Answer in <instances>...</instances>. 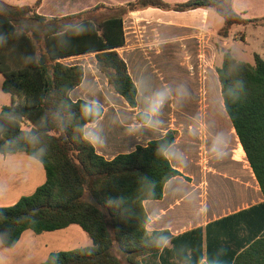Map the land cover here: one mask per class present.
<instances>
[{"label": "trees", "instance_id": "trees-1", "mask_svg": "<svg viewBox=\"0 0 264 264\" xmlns=\"http://www.w3.org/2000/svg\"><path fill=\"white\" fill-rule=\"evenodd\" d=\"M233 1L135 0L99 4L63 17L39 14L42 0L22 7L0 2L2 90L13 99L0 113V154L26 153L43 166L46 177L31 195L0 207L4 247L13 248L26 230L42 234L77 225L92 245L52 252L42 264H144L143 258L161 252L173 236L168 230L147 229L144 202L161 200L169 180L181 175L167 157L179 132L168 130L130 153L105 159L85 135L86 126L97 122L104 109L98 103L71 100L70 93L83 82L84 68L63 60L94 53L109 90L135 109L138 90L117 51L126 43L123 24L128 14L148 8L213 10L224 19L219 31L224 38L233 26L264 21L245 18ZM101 10L112 14L100 21L86 17ZM254 60V65L240 62L225 51L217 74L225 112L264 195V58L255 54ZM149 118L136 114L142 124ZM230 264H264V238Z\"/></svg>", "mask_w": 264, "mask_h": 264}, {"label": "crops", "instance_id": "crops-1", "mask_svg": "<svg viewBox=\"0 0 264 264\" xmlns=\"http://www.w3.org/2000/svg\"><path fill=\"white\" fill-rule=\"evenodd\" d=\"M132 1L135 0H91V8L99 4L124 5ZM166 1L176 3L188 0ZM238 1H233L234 9L245 18L247 7L264 8V0H244L241 10H237ZM0 2L9 5L1 0ZM44 3L45 0H42L39 14ZM66 11L57 17L67 16ZM212 11L199 8L178 12L199 16L197 20L180 22L169 17L170 12L174 11L148 8L131 12L124 19L126 43L117 51L125 60L138 90L135 109L119 95L114 94L115 98L107 96L98 82L100 78L97 73L87 70L92 64L86 67L78 63L84 57L93 56L96 64L94 53L66 59V63L81 64L84 68L83 82L70 93L71 100L98 103L104 109L97 122L86 126L85 135L96 152L105 159L112 160L120 154L130 153L138 145L145 146L149 141L163 137L168 130L179 132V138L168 149L167 157L181 175L169 180L161 200L144 202L149 217L147 229L168 230L173 238L156 256L143 258L144 264H230L255 240L264 238V195L231 121L229 120V133L233 146L226 145L224 150L214 153L215 155L200 146L196 157L179 147L184 138L185 127L176 126L170 115L165 119L160 116L162 111L170 114L169 109L162 110L166 105L162 97L171 96L173 99L171 93L174 88V79L162 74L160 70L165 61V58H160L165 53L163 45H175L172 42L177 39L180 45L193 47L207 43L216 35L219 38L217 41L225 45V39L233 34L238 35L236 29L241 26H233L227 38L220 37L219 31L223 29L224 19L221 16L222 20L219 19L217 13L218 16L214 17ZM49 16L56 17L52 14ZM261 23L258 25H262ZM130 28L134 30L137 39L135 45H128L126 31ZM240 38L245 41L244 35ZM165 54L166 59L174 58L175 55L168 50ZM3 80L0 73V113L13 102L2 90ZM187 80L190 83L191 76ZM103 82L107 86V81ZM155 95L157 100L162 101L159 105L157 100L153 101ZM146 104L153 106L146 108ZM139 112L149 115L146 124L136 119ZM226 118L229 119L228 115ZM22 154L26 153L6 156L0 154V207L13 206L21 197L34 193L46 180L43 166L27 154L42 167L25 159ZM79 228L71 225L63 230L42 234L26 230L11 249L4 247L0 240V264H42L50 253L59 252L55 248L64 240L63 233L66 231L84 236L86 246H91L92 240L80 233Z\"/></svg>", "mask_w": 264, "mask_h": 264}, {"label": "rangeland", "instance_id": "rangeland-1", "mask_svg": "<svg viewBox=\"0 0 264 264\" xmlns=\"http://www.w3.org/2000/svg\"><path fill=\"white\" fill-rule=\"evenodd\" d=\"M6 4L12 6H34L36 0H1ZM181 3V2H176ZM244 0L237 2V10H241ZM91 9V0L84 1H64V0H45L44 7L40 11L41 15L52 14L56 16L63 12L66 15L79 13ZM246 18H264V8H249L247 7ZM39 13V12H38ZM212 15L217 17L216 12L212 11ZM112 14L111 11L101 10L86 15V17L93 21H100ZM170 18L175 21L186 22L190 20H197L198 15L189 13L170 12ZM219 19L222 20L220 16ZM126 19V18H125ZM133 21V19H131ZM212 23V21H211ZM222 27L225 23L222 22ZM262 24V23H261ZM215 25V24H214ZM213 25V26H214ZM264 22L262 25H248L236 29L238 35L234 34L225 39V45L219 43L217 35L215 38H210L207 43L201 45H180L179 40L172 42L175 45H163L164 52L168 50L174 53V58L168 57L166 54L160 58H165L164 64L161 65L160 70L162 74L174 79V88L172 91L173 99L169 96L162 97L166 102L165 108L170 110V114L166 111L160 112V116L165 119L170 115L176 126L185 127V134L183 141L180 144V149L188 151L194 156L199 155L200 146H203L211 155L224 150L226 145L233 146V139L230 135L229 126L230 121L225 114L223 99L221 96V85L217 74V69L221 66L223 60V53L231 51L237 61L249 63L254 65V55L259 54L264 58ZM132 28L127 29L128 45L137 44V39ZM245 36L243 41L240 36ZM220 36V35H219ZM222 37V36H220ZM218 40V41H217ZM190 49H189V48ZM192 47V48H191ZM188 49V50H187ZM187 51V52H186ZM78 63L84 64L87 70L95 71L100 78L99 84L102 85L109 98H115L108 85L105 86L103 80L106 77L97 69L94 64L93 56H87L79 60ZM191 76L189 83L187 78ZM2 93V92H1ZM4 95V94H3ZM164 96V95H162ZM7 97V96H6ZM17 100V99H16ZM156 95L153 101H156ZM146 108H152V104H146ZM192 146V147H191ZM215 155V154H214ZM27 160L35 162L42 167L37 161L29 158L26 154H22ZM80 233L89 237L81 228ZM64 240L55 248V251H70L77 248L85 247L86 240L84 236L80 237L66 231L63 233ZM123 260V257L120 256Z\"/></svg>", "mask_w": 264, "mask_h": 264}, {"label": "clouds", "instance_id": "clouds-1", "mask_svg": "<svg viewBox=\"0 0 264 264\" xmlns=\"http://www.w3.org/2000/svg\"><path fill=\"white\" fill-rule=\"evenodd\" d=\"M239 83V87H240V89H242L243 88V82L242 81H240V82H238ZM157 105H159L160 103H162V101H160V100H157ZM155 111H156V107L154 106V108H153V113H155Z\"/></svg>", "mask_w": 264, "mask_h": 264}, {"label": "built area", "instance_id": "built-area-1", "mask_svg": "<svg viewBox=\"0 0 264 264\" xmlns=\"http://www.w3.org/2000/svg\"><path fill=\"white\" fill-rule=\"evenodd\" d=\"M70 58V57H69ZM67 59V58H66ZM66 59H64L63 61L66 63L67 61H66ZM68 64V63H67ZM79 65H81V64H79Z\"/></svg>", "mask_w": 264, "mask_h": 264}]
</instances>
